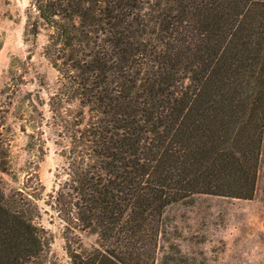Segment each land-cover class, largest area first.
Masks as SVG:
<instances>
[{"label": "trees", "instance_id": "1", "mask_svg": "<svg viewBox=\"0 0 264 264\" xmlns=\"http://www.w3.org/2000/svg\"><path fill=\"white\" fill-rule=\"evenodd\" d=\"M57 79L23 181L0 176V264H57L41 225L42 124L65 166L50 194L69 264H156L166 211L249 199L264 144V0H30ZM30 57V56H28ZM10 139L0 135V172ZM97 235L84 248L80 232Z\"/></svg>", "mask_w": 264, "mask_h": 264}, {"label": "rangeland", "instance_id": "2", "mask_svg": "<svg viewBox=\"0 0 264 264\" xmlns=\"http://www.w3.org/2000/svg\"><path fill=\"white\" fill-rule=\"evenodd\" d=\"M30 0H0V135L10 139L6 161L10 174L0 172L7 187L21 185L26 163L35 152L28 134L37 135L40 114L50 120L48 97L57 72L44 57L46 31L40 29L31 45L24 40ZM30 56V57H28ZM45 154L38 174L44 185L41 225L50 237V259L69 264L64 223L50 196L55 175L65 166L56 128L42 124ZM166 229L157 249L156 264H264V144L253 196L242 199L210 194L169 207ZM83 247L97 245V235L79 233Z\"/></svg>", "mask_w": 264, "mask_h": 264}]
</instances>
